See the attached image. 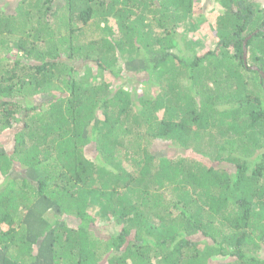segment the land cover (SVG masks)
<instances>
[{
  "label": "trees",
  "instance_id": "obj_1",
  "mask_svg": "<svg viewBox=\"0 0 264 264\" xmlns=\"http://www.w3.org/2000/svg\"><path fill=\"white\" fill-rule=\"evenodd\" d=\"M263 75L264 0H0V264H264Z\"/></svg>",
  "mask_w": 264,
  "mask_h": 264
},
{
  "label": "rangeland",
  "instance_id": "obj_2",
  "mask_svg": "<svg viewBox=\"0 0 264 264\" xmlns=\"http://www.w3.org/2000/svg\"><path fill=\"white\" fill-rule=\"evenodd\" d=\"M209 9H211L212 11H213V16H214V18L216 17V16H218V14H219V12H221L222 11V8H220V7H218L217 5H213V7H209ZM208 11V10H207ZM206 13V12H205ZM207 13H209V11L207 12ZM204 16L206 17V15L204 14ZM65 33V32H64ZM199 35V34H198ZM183 45V47L181 48L182 50H183V54L185 55V54H187V56H188V54H190L189 52H187V50L189 51V49L186 47V45L185 44H182ZM198 52H200L201 51V48H199L198 50H197ZM196 51V52H197ZM187 52V53H186ZM80 66V65H79ZM83 67V69L85 68V65L84 66H82ZM132 77L133 78H137L135 75H133L132 74ZM106 81L105 82H108V83H111V78H107V79H105ZM99 81L100 82H102L103 81V78H99ZM9 133V132H8ZM8 133H6V134H8ZM0 141H2V139H0ZM166 142H160V144H165ZM158 145H154V149H156V147H157ZM8 148H9V145L7 146ZM163 149V148H162ZM93 213H94V211H92ZM95 213L97 214L98 212L97 211H95ZM71 225H76L77 224V222H74V223H70ZM110 225H111V230H113V231H118L119 229H121L120 227H117L115 224H113V223H110L109 225H103V224H101L100 226H99V228H105V226H108L109 227V230H110Z\"/></svg>",
  "mask_w": 264,
  "mask_h": 264
},
{
  "label": "water",
  "instance_id": "obj_3",
  "mask_svg": "<svg viewBox=\"0 0 264 264\" xmlns=\"http://www.w3.org/2000/svg\"><path fill=\"white\" fill-rule=\"evenodd\" d=\"M264 76V75H263Z\"/></svg>",
  "mask_w": 264,
  "mask_h": 264
}]
</instances>
